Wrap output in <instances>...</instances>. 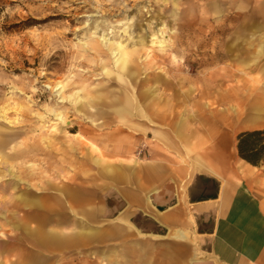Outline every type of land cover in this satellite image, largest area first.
<instances>
[{
	"label": "rangeland",
	"instance_id": "1",
	"mask_svg": "<svg viewBox=\"0 0 264 264\" xmlns=\"http://www.w3.org/2000/svg\"><path fill=\"white\" fill-rule=\"evenodd\" d=\"M161 114L221 122L186 124L191 140L167 147L152 136L164 125L151 116ZM117 129L128 137L102 138L104 147L89 138ZM262 129L264 0H0V264L170 263L164 245L137 261L132 250L105 256L117 241L58 251L40 240L73 238L89 210L78 204L104 186L112 153L191 169L215 141L233 168L239 136ZM252 166L264 176V160ZM132 210L140 239L170 242ZM189 237L171 243L196 251L186 256L194 264H216L208 240Z\"/></svg>",
	"mask_w": 264,
	"mask_h": 264
},
{
	"label": "crops",
	"instance_id": "2",
	"mask_svg": "<svg viewBox=\"0 0 264 264\" xmlns=\"http://www.w3.org/2000/svg\"><path fill=\"white\" fill-rule=\"evenodd\" d=\"M151 118L163 123L162 129H153L152 136L167 147L175 141L183 144L191 140L186 124L221 122L202 116L198 120L180 117L171 120L162 114L152 115ZM122 135L127 134L117 129L106 137L94 133L89 138L93 137L97 146L104 147L105 140L102 138L113 139ZM213 145L214 148L197 158V166L191 169L172 167L165 163L144 167L140 163L118 162L119 158L113 157L120 153H112L109 158L111 163L105 165L103 170L104 186L95 185V191H91L94 196L78 204L79 208L88 207L89 210L83 211L85 213L80 210L79 228L74 223L71 229L73 238L66 239L58 233H52L41 239L40 245L65 251L75 244L81 247L89 242L93 246H102L109 241H117L119 246L106 250L104 255L118 254L122 257L132 250L137 261L160 255V246L164 245L167 250L162 255L169 257L171 262L168 264H179L176 260L180 256H183L182 264H194L186 256L195 255L196 251L178 249L171 242L175 245L187 244L189 234L196 233L210 243V253L214 255L216 264H264V176L256 175V168L244 160L234 163L233 168H230L232 153L218 150L215 141ZM167 154L165 158L170 159ZM204 181L215 184L214 192L201 188ZM133 208L140 210L141 216L149 220L150 235L154 239L168 238L170 242L163 244L140 239L139 235L146 234L133 225ZM117 209L121 212L115 216ZM85 218L87 223L84 224L82 220ZM59 221L58 218L56 222ZM84 229L92 235L85 236ZM76 230L81 234L77 235ZM76 235L78 239H75Z\"/></svg>",
	"mask_w": 264,
	"mask_h": 264
},
{
	"label": "trees",
	"instance_id": "3",
	"mask_svg": "<svg viewBox=\"0 0 264 264\" xmlns=\"http://www.w3.org/2000/svg\"><path fill=\"white\" fill-rule=\"evenodd\" d=\"M238 140L239 156L246 162L258 166L264 160V129L245 132Z\"/></svg>",
	"mask_w": 264,
	"mask_h": 264
},
{
	"label": "bare ground",
	"instance_id": "4",
	"mask_svg": "<svg viewBox=\"0 0 264 264\" xmlns=\"http://www.w3.org/2000/svg\"><path fill=\"white\" fill-rule=\"evenodd\" d=\"M140 149H141V147H138V149H137V157H141V153H142V151H140ZM141 152V153H140Z\"/></svg>",
	"mask_w": 264,
	"mask_h": 264
}]
</instances>
